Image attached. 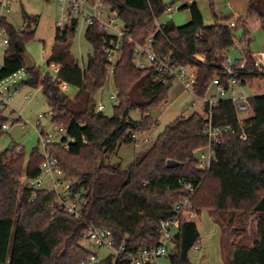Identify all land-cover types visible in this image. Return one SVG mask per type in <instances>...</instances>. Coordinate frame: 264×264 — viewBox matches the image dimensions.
Segmentation results:
<instances>
[{"label":"trees","instance_id":"obj_1","mask_svg":"<svg viewBox=\"0 0 264 264\" xmlns=\"http://www.w3.org/2000/svg\"><path fill=\"white\" fill-rule=\"evenodd\" d=\"M96 1V0H90ZM117 13L130 28V35L138 44L153 38L159 57L173 56L182 66H197L195 93L204 99L208 85L221 78L222 59L233 48L235 31L256 18L264 29V0H250L245 17L230 29L232 18L215 16V23L205 25L196 3L190 7L192 20L176 26L172 21L156 26L169 7L164 0H99ZM244 18V19H243ZM24 30L16 28L7 18L1 26L9 44L0 68V80H6L20 70L28 75L22 87L42 88L51 123L61 127L75 142L65 149L54 143L50 150L59 160L64 174L80 184L74 188L73 198L83 201L79 216L67 214L58 204L55 194L40 191L32 200L30 189L19 179L26 175L37 178L45 161L40 146L27 159L24 149L17 145L0 153V264H82L92 252L80 244L89 227L110 230L117 246L127 250L148 248L155 244L159 223L174 218L173 206L184 197L179 181H202L193 197L200 216L207 211L220 226L227 247V264H264V94L251 95L252 115L240 125L233 104L220 101L213 110L216 126L234 130L224 144L214 148V161L208 173L197 169L193 151L209 144L203 135L206 124L198 113L180 116L168 124L155 143L138 154L127 169L106 164V156L123 144L134 142L133 135L150 131L157 120L154 108L167 103L173 82L153 69H140L134 63L135 46L124 41L122 55L114 67L112 77L117 90V104L112 117L98 111L96 95L108 82L110 61L104 52L106 34L98 24L87 27L85 38L93 51L87 64L81 67L72 55L78 21L65 30L56 28L54 45L47 65L59 68L57 78L32 64L28 66L25 48L35 37L33 25L39 18L24 12ZM247 29V28H246ZM245 31L241 56L246 59V82L253 85L264 79V73L254 69L253 52ZM205 56L207 64L195 61ZM76 88L70 97L60 85ZM139 110L142 118L133 121L130 113ZM206 110V109H205ZM9 121L0 110V130ZM248 135L240 138L241 132ZM5 132H0V137ZM86 138L88 143L83 139ZM174 161L177 166L168 167ZM256 222L257 238L252 246L243 244L248 220ZM201 242L195 221L182 220L174 246L167 259L169 264H193L191 251ZM100 264H114L110 257ZM117 264H124L118 261Z\"/></svg>","mask_w":264,"mask_h":264},{"label":"built area","instance_id":"obj_2","mask_svg":"<svg viewBox=\"0 0 264 264\" xmlns=\"http://www.w3.org/2000/svg\"><path fill=\"white\" fill-rule=\"evenodd\" d=\"M51 1V0H47ZM59 5L60 17L57 22V28L65 30L72 25L74 21L83 18L88 26L98 24L99 29L106 34L104 38V52L110 61L108 80L113 77L114 67L122 55L124 41H127L135 46L134 63L140 69H153L162 73L166 82H181L187 91L192 92L195 96V85L197 83V66H182L173 59V56L159 57L154 48V39L151 37L148 41L141 45L138 44L130 35V28L126 26L120 19L117 13L111 11L110 8L104 6L99 0H57ZM11 0H0V35L4 32L1 21L6 18V12L9 11ZM237 22L228 24L230 29L236 27ZM156 26L159 31H162V25L156 21ZM1 45L7 46L9 41L7 38L0 41ZM244 44L242 40L234 38L233 48L240 51L243 50ZM195 61L207 64L205 56L196 55ZM254 69L259 73H264V52L253 54ZM54 66L57 71L59 68ZM222 73L228 80V83L221 78H215L209 85L215 88V94L202 99L205 102V119L206 124L203 130V135L207 137L209 144L205 147L198 148L193 151V155L197 160V169L202 173H208L212 168L215 153L214 148L217 145L224 144L227 141V136L234 133V130L229 126H216L213 123V110L218 106L220 101H230L236 111L237 119L240 125H243L245 116L252 113L250 106L251 95L248 93L250 84L246 82V74L248 67L246 59H232L229 54H225L222 59ZM25 70H20L13 74L10 78L0 80V105L8 106L13 97V92L22 88L21 83L17 80L21 75H24ZM57 77H54L55 80ZM60 87L67 91L69 86L66 83H61ZM29 98L32 97L30 94ZM117 95H113L112 99H116ZM104 106L99 103L98 111H103ZM244 115V117H243ZM44 116L38 114L37 122L32 124L22 120L19 117L17 123L7 121L2 125L0 130L3 132L11 130L14 125H18L21 129H25L27 125H32L40 135V151L44 155L45 161L41 167L40 175L37 178H29L24 175L19 180L25 184L32 193V200L37 198L40 191L47 190L56 195L58 204L67 214L79 216L83 201L73 198V191L80 184L75 178L64 174L59 165V160L53 156L50 146L54 143H60L65 149H68L70 144L76 140L66 134L59 126H54V133H47L42 127L41 119ZM242 140H247L248 135L242 130L240 134ZM134 143L140 147L138 135H133ZM88 143L86 138L83 139ZM22 147L17 145L16 151H20ZM184 191V197L173 206L176 213L174 218L162 220L159 223L158 237L154 245L148 248H140L127 250L126 246H117V240L113 233L106 229H95L89 227L82 238L81 242L90 243L91 245L111 251L112 254L103 260H100L97 254L92 253L89 259L82 264H100L108 258H113V263L123 261L124 264H161L163 258H167L170 249L173 248L177 232L180 228L182 220L195 221L199 215L195 210L193 197L199 190L202 181H191L190 179H181L179 181ZM198 250V246L195 247Z\"/></svg>","mask_w":264,"mask_h":264},{"label":"rangeland","instance_id":"obj_3","mask_svg":"<svg viewBox=\"0 0 264 264\" xmlns=\"http://www.w3.org/2000/svg\"><path fill=\"white\" fill-rule=\"evenodd\" d=\"M169 10L158 20V23L172 21L176 26H183L191 22V10L188 3H196L200 9L205 25L215 23V16L220 19L232 18L229 22H237L247 13L249 0H164ZM24 12L30 16L39 18L38 24L32 26L35 30V37L27 43L25 55H27L36 67L41 68L43 74H49L52 78L57 77L58 71L54 66L47 65L48 57L54 45L55 32L57 22L60 17L59 5L57 0H11L9 11L6 12V18L16 28L24 30ZM244 19V18H243ZM88 24L83 18L78 19V28L74 43L71 47L72 55L79 61L81 67L87 64L88 56L92 53V45L86 40L85 33ZM247 28V29H246ZM246 28L241 26L235 31V39L243 40L245 31L250 40V50L253 53L264 52V29L261 22L256 18L247 21ZM7 38L5 32L0 35V41ZM7 46L0 44V68L4 62V54ZM232 59L241 58V51L234 48L228 53ZM28 78L27 74L21 75L17 79L21 84ZM251 86V85H250ZM67 94L73 97L77 90L69 86ZM248 93L252 96L264 94V79L258 80L253 85V90L248 89ZM32 97H28L29 95ZM215 94V88L211 87L208 96ZM113 95H117V90L110 78L105 87L96 95L97 104L101 103L105 108L103 113L112 117L114 114V106L117 99H112ZM205 102L192 92L187 91L181 82H175L169 91L167 103L152 110L153 117L157 120L158 125L150 131L138 134V142L140 147L135 143L123 144L113 153H109L105 160L107 165L120 166L127 169L134 161L138 154L145 152L156 141L157 137L164 131L165 127L180 116L189 117L194 113L205 116ZM9 121L17 123L19 117L24 121L32 124L37 122L38 114L44 117L41 124L45 132L54 133V125L51 123V115L47 104V99L42 92V88H31L24 86L13 92V97L8 106L0 105ZM249 113L245 116H251ZM244 117V115H243ZM133 121H139L142 114L139 110H133L130 113ZM40 135L35 131L32 125H27L25 129H21L18 125H14L11 130L6 131L0 137V153L6 151L13 145H18L24 149L27 159L34 149L39 147ZM40 148V147H39ZM195 222L201 233V242L198 245L199 250L195 248L190 253V260L193 264H227V247L222 235L220 226L213 220L209 212H204ZM257 238L256 222L252 218L248 220L247 234L243 242L246 246H252ZM82 247L97 254L100 260L112 254L111 251L99 249L90 243L81 242ZM161 264H169L166 258L161 260Z\"/></svg>","mask_w":264,"mask_h":264},{"label":"water","instance_id":"obj_4","mask_svg":"<svg viewBox=\"0 0 264 264\" xmlns=\"http://www.w3.org/2000/svg\"><path fill=\"white\" fill-rule=\"evenodd\" d=\"M187 5H188V7L192 6L191 3H188ZM25 59H26V63H27L28 66H31L33 64L32 60L27 55H25ZM176 166H177L176 162H174V161H169L168 162V167L169 168H174Z\"/></svg>","mask_w":264,"mask_h":264},{"label":"crops","instance_id":"obj_5","mask_svg":"<svg viewBox=\"0 0 264 264\" xmlns=\"http://www.w3.org/2000/svg\"><path fill=\"white\" fill-rule=\"evenodd\" d=\"M192 4V3H191ZM249 4H250V0H249ZM249 4H248V6H249ZM247 9H248V7H247ZM246 16V14H244V15H242V16H238V18H242V17H245ZM238 21V20H237ZM254 54V53H253ZM204 212H207V211H203L202 213H204ZM202 215V214H201ZM199 250V249H198ZM164 259V258H163ZM167 259V258H166ZM168 260V259H167ZM168 262H169V260H168Z\"/></svg>","mask_w":264,"mask_h":264}]
</instances>
